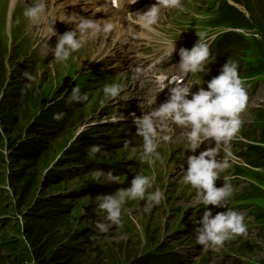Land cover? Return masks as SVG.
Instances as JSON below:
<instances>
[{"label":"rangeland","instance_id":"374dc122","mask_svg":"<svg viewBox=\"0 0 264 264\" xmlns=\"http://www.w3.org/2000/svg\"><path fill=\"white\" fill-rule=\"evenodd\" d=\"M10 1L0 0L2 263L8 264L3 261L11 258L3 241L16 239L22 243L20 236L28 223L29 213L40 204L55 202L62 208L58 223L55 221L58 240L74 249H99V256L87 264H264V160L260 159L264 158V0H181L182 9L163 8L152 35L137 43L139 59L152 50L167 58L169 49L165 41H173L177 36L185 37L191 46L198 38L209 44L211 56L206 62L209 63L206 73L184 77L188 86H192L189 99L199 88L206 89L207 83L220 74L228 60L239 64V76L245 83L249 99L241 113L242 126L230 147L221 146L217 151V160H227L230 166L219 170L215 186L232 185L234 194L229 207L245 215L246 232L218 248H205L196 243L194 228L198 225L193 221L201 218L206 207L213 216L227 208L205 206L196 200L195 191L183 182L181 169L183 165L186 170L188 156L199 155L216 146L206 141L192 152L185 139L186 130L166 123L162 130L171 139L160 141L158 151L162 159L151 165L136 158L141 139L136 136L133 114L139 118L155 108L153 95L146 89L154 85L158 77L151 73L142 83L134 85L130 62L120 61L119 46L122 51L127 42L118 41L120 45L117 44L113 51L116 41L113 38L109 48L102 41L109 33L106 25L85 37L83 46L68 61L57 63L45 47L49 36L47 24L56 19L54 28L58 35L75 27L65 17L67 11L74 9L72 0H47V17L35 25L22 15L31 0H15L13 14L8 8ZM95 2H86L83 13L87 18L95 19L102 12L106 13V20H111L110 15L115 12L122 17L123 28L130 30L132 24L141 25L137 13L147 11L156 0H136L133 5L127 1L120 8L111 6L103 11V6L111 5L109 0H100L102 7L90 9ZM245 7L249 13L243 18ZM226 11H233V16ZM231 20L239 29L236 35L243 44L226 53L221 44L225 39L226 22ZM56 42L57 37L53 36L48 44L54 47ZM24 71L30 72L35 79L26 81L22 75ZM171 72L170 69L160 70L163 75ZM113 82L121 83L123 91L119 98L109 100L102 90L105 84ZM29 83L31 87L26 88ZM75 86L87 93L89 99L73 105L74 109L68 111L64 119H54L52 108L57 101L67 100ZM152 91L155 93V88ZM146 93L149 101L139 99ZM31 137L47 141L44 155L33 161L34 165H31L33 162L9 163L8 138L14 143ZM93 140L103 146L96 158L90 159L87 151L76 150L82 147V141ZM125 143L129 144L127 148ZM256 149L253 154L251 150ZM96 169L105 173L111 171L119 179L113 182L102 177L97 184L91 177ZM134 172L152 178L149 191L159 189L164 198L152 204L139 199L126 202L122 223L110 226L107 233H98L96 222L101 217L97 214L96 197L129 187ZM93 235L98 239L93 240Z\"/></svg>","mask_w":264,"mask_h":264},{"label":"clouds","instance_id":"9594fccd","mask_svg":"<svg viewBox=\"0 0 264 264\" xmlns=\"http://www.w3.org/2000/svg\"><path fill=\"white\" fill-rule=\"evenodd\" d=\"M135 2L136 0H130L131 4ZM182 7L181 0H156V3L147 11L142 14L137 13L141 27L153 31L163 8L182 9ZM22 15L28 23L37 24L47 17V0H31ZM65 17L70 23H74L75 27L62 35H58L55 31L56 19H51L47 24L49 36L45 47L57 63L68 61L72 54L83 46L85 37L95 34L100 28L97 21L92 18H84L75 13ZM53 36L57 37V42L54 47H51L48 41ZM256 38L259 39L260 36L257 34ZM175 41H165L169 49L166 52L168 57L175 51ZM178 55L179 63L176 65L178 71L175 77H160L157 80L160 92L169 85H174L169 87L168 99L142 117L137 118L133 114L136 136L141 139V148L136 158L151 165H155L162 159L158 151L160 141L171 139L162 130L167 121L186 130L185 139L190 151L195 152L206 141L216 146L201 151L199 155L188 156L186 170L183 169V165L181 169L183 182L195 191L196 200L205 206L227 208L226 211L213 216L211 210L206 207L201 218L193 221L198 225L194 228L196 243L205 248H218L222 247L226 241L246 232L245 215L229 207L234 194L232 185L224 183L218 188L215 186V181L220 177L219 170L230 166L227 160H217L216 154L221 146L230 147L231 141L239 132L242 126L241 113L246 109L249 99L248 92L244 81L239 76L238 62L228 60L222 66L220 74L207 83V88H199L197 92L191 94L189 99L191 88L183 85V78L190 73L200 75L206 73L209 64L206 62L211 56L210 46L205 40L198 38L190 50L180 48ZM22 75L29 82L35 79L28 71H24ZM165 81L168 83L166 84ZM27 87H31V84H27ZM102 91L106 99H117L121 96L123 86L119 82H113L105 84ZM88 99V94L83 93L79 86H75L67 96L66 102L68 104L82 103ZM62 116L63 113H56L54 119L59 120ZM121 119H124L122 114ZM128 146L129 144L125 143L124 147ZM102 150V145L93 144L88 148L87 155L90 159H94L102 153ZM134 173L129 187L119 188L113 194L96 197L97 214L101 217L96 222L98 233H107L110 226L122 223L121 217L126 202L139 199L152 204L159 203L164 198L163 191L159 189L149 191L153 184L152 178L140 172ZM91 177L97 184H100L102 177L113 182L119 179L113 172L105 173L99 169L93 171ZM92 239H98V236L93 235Z\"/></svg>","mask_w":264,"mask_h":264},{"label":"trees","instance_id":"16d2710c","mask_svg":"<svg viewBox=\"0 0 264 264\" xmlns=\"http://www.w3.org/2000/svg\"><path fill=\"white\" fill-rule=\"evenodd\" d=\"M223 50L226 53L229 52L228 49ZM66 101L65 99L57 101L54 108H52V115L63 113L62 119H64L63 117L69 114L68 111L71 112L74 109L73 105L76 104H68ZM44 127H47V125ZM33 133H35V130L31 132V134ZM46 142L41 138L31 137L24 142L17 141L12 143L8 138L7 146H9L8 150H10L8 162L20 165L22 163L31 164L33 161H38L46 152L44 145ZM93 142L96 141H82V147L76 150L86 152L91 145L95 144ZM251 151L254 154L257 152V149ZM260 159L264 160V158ZM35 162L31 165H34ZM20 177L24 179L26 175L25 177ZM56 179H58V176ZM48 204H40L38 208L29 213L27 217L28 223L23 226L20 236L22 243L16 239L11 242L3 241L6 253L11 256L8 261L3 262H7L8 264H87L89 260L94 261V258L99 256V249L96 247L93 249H74L66 244L63 245L58 240V233L54 229L56 230L57 228L58 216L62 208L55 202H48ZM56 208L59 212L55 210ZM0 264H3L1 259Z\"/></svg>","mask_w":264,"mask_h":264},{"label":"bare ground","instance_id":"6f19581e","mask_svg":"<svg viewBox=\"0 0 264 264\" xmlns=\"http://www.w3.org/2000/svg\"><path fill=\"white\" fill-rule=\"evenodd\" d=\"M87 1L88 0H72V2L74 3V5H73V8L74 9L72 11L71 10L70 11H67V12L65 11L66 12L65 14L71 15V14L75 13V14L81 16V17L87 18L86 13L85 12L83 13V8L87 4L86 3ZM99 1L100 0H96V2L94 4H92V5H90L89 8L90 9H94V8H100V7H102V6L99 5ZM121 1L122 0H111V3L112 4H116L118 6V8H120L122 5H118V4ZM127 1H130V0H127ZM72 2H70V3H72ZM236 3H237V5H240V3H238V2H236ZM14 4H15V0H11L10 3H9V7L8 8L9 9L11 8L10 14L11 13L12 14L14 13V9H13ZM109 8H111V5H109L108 8L105 7V6H103L102 7V11L103 10H107ZM53 9H54L53 6H51V11ZM243 9H244V11L242 12V17L244 18L245 17V14L246 13H249V12L247 11L246 7L243 8ZM58 12H60V9L58 10ZM232 12L226 11L227 15L233 16ZM105 16H106V13L100 12L98 14V16L95 18V20L97 21V23L100 26L99 31L102 29V27L104 25H109V24L111 25V27H106L105 26V29H107L106 32H109V33H108V36L107 37L105 36L104 40H102V41H105V44L109 45L110 46L109 48H111L112 40H113V38H115L116 41H115V45L112 48L113 51H114V49H116V45L119 44L118 41L127 42L126 48L125 47L122 48V51H121V46H119V53H122L121 58H120V61L122 63L123 62L124 63L125 62H130V68H131V71H132L130 73H131V76L134 77V78H132V83L134 85H137L139 83V80L137 78L139 77V75H140V73L142 71L141 59L145 58V56H144V57H142V58L139 59L138 56H140V55H137L136 54L137 47H138V44L137 43H142L143 38H145L147 35L148 36H151L152 33H151V31H148L147 30L148 31L147 34L146 35H142V32L144 30H146V29L140 28L141 25H139V23L132 24L130 30L124 29L123 28V24L121 25V19H122V17L118 16L115 12L113 13V15H110L111 16V20H106L105 19ZM130 19L133 20L131 17H130ZM117 22H118V24L115 25ZM125 22L126 23H129L127 21V19H126ZM115 29H117V31H115ZM118 30H119V33H118ZM132 32H133V34L131 35L130 33H132ZM134 32H136L135 35H134ZM225 32H226L224 34L225 35V39H224V41L221 44V49H228L229 52L230 51H233V50H237L238 45L240 43L243 44V42H242L241 39L238 38V35H236V34H238L240 32H239V29L236 28V25L234 24V21L233 20L226 22V31ZM127 34H128V36H132V37H129L130 39H128ZM116 36H118V37H116ZM233 43H234V45L232 46ZM184 46H186V45H184ZM184 46H179V48L176 49V51H178L180 48H183ZM135 73H136L137 76L136 75L133 76V74H135ZM146 75H147L146 72L142 75L141 81H140L141 83L143 82V80L146 77ZM129 77H130V75H129ZM147 92L149 94L153 95L152 103H154V100H155V103H159L160 104L158 98L155 96V94L153 93L152 90H147ZM164 93H166V94L169 95V90L168 89H164ZM139 99H143L144 101H149L148 94L147 93L146 94H142ZM143 109L145 110V107H143ZM166 123H172V122L171 121H167Z\"/></svg>","mask_w":264,"mask_h":264}]
</instances>
